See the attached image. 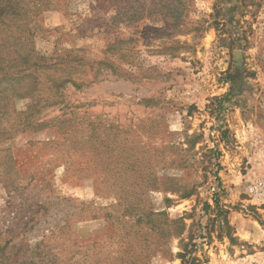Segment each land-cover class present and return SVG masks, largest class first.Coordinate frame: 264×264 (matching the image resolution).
I'll return each instance as SVG.
<instances>
[{"label": "rangeland", "instance_id": "obj_1", "mask_svg": "<svg viewBox=\"0 0 264 264\" xmlns=\"http://www.w3.org/2000/svg\"><path fill=\"white\" fill-rule=\"evenodd\" d=\"M35 1L21 28L68 66L39 75L46 125L1 120L0 264H184V243L202 264H264V197L248 193L264 180V0H193L174 33ZM7 157L40 173L26 184Z\"/></svg>", "mask_w": 264, "mask_h": 264}, {"label": "trees", "instance_id": "obj_2", "mask_svg": "<svg viewBox=\"0 0 264 264\" xmlns=\"http://www.w3.org/2000/svg\"><path fill=\"white\" fill-rule=\"evenodd\" d=\"M95 1L101 5L115 8V14L112 16L113 22H133L144 17H153L154 20L162 21L165 29H174L173 33L179 32L185 24L190 22L189 19L187 20L186 12L193 7V0H127L125 4L122 0ZM30 4L34 8L37 1L0 0V124L8 113L17 119L16 121L14 118L15 121L11 124L12 128L9 134L13 131L17 132L47 124L46 118L37 116L43 109L51 105L45 98L35 97L36 91L41 86L39 75L54 69H62L65 65L68 66L67 62H63V58L55 57L52 58L54 61L51 62L52 59L38 54L31 47L29 37L32 31L30 28L23 30L21 28L23 25L19 22L27 19L31 10ZM20 30L24 33L21 34ZM169 35L171 36V34ZM185 44L186 42L172 40L165 49L171 51L178 48L180 50L184 48ZM69 81V78L52 79L47 87L50 90L54 89L55 93H59ZM38 84L39 87L37 88ZM24 96L33 97L34 102L29 104L26 110L16 111L12 106L14 98ZM7 133L8 129L0 126V138L3 139L4 135H9ZM79 142H81L80 138L76 140L77 144ZM80 146L78 145L79 148ZM9 161L7 157L6 164H11L12 172L21 175V180H26V184L30 183L40 173V170L27 168L24 164H17L16 166V163L11 159ZM22 181L20 182L22 183ZM24 186L25 184H22V187ZM203 209L207 212L210 205L205 203ZM261 224L264 225V222ZM2 249L0 247V251ZM181 249L177 254L184 264H202L195 256H191L187 243L182 244Z\"/></svg>", "mask_w": 264, "mask_h": 264}, {"label": "built area", "instance_id": "obj_3", "mask_svg": "<svg viewBox=\"0 0 264 264\" xmlns=\"http://www.w3.org/2000/svg\"><path fill=\"white\" fill-rule=\"evenodd\" d=\"M248 193L255 198L264 197V180L259 179L248 186Z\"/></svg>", "mask_w": 264, "mask_h": 264}]
</instances>
